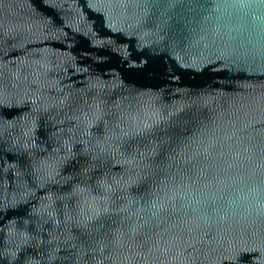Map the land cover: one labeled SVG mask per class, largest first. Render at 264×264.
<instances>
[{
	"label": "water",
	"instance_id": "obj_1",
	"mask_svg": "<svg viewBox=\"0 0 264 264\" xmlns=\"http://www.w3.org/2000/svg\"><path fill=\"white\" fill-rule=\"evenodd\" d=\"M0 264H264V0H0Z\"/></svg>",
	"mask_w": 264,
	"mask_h": 264
}]
</instances>
